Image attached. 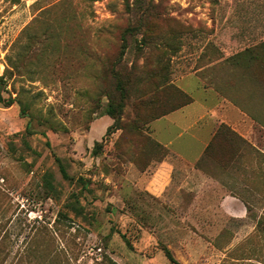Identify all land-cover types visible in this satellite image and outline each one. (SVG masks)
I'll return each mask as SVG.
<instances>
[{
    "label": "rangeland",
    "instance_id": "374dc122",
    "mask_svg": "<svg viewBox=\"0 0 264 264\" xmlns=\"http://www.w3.org/2000/svg\"><path fill=\"white\" fill-rule=\"evenodd\" d=\"M145 8L151 31L121 53ZM262 43L264 0H0V94L21 103L0 104V264H170L163 247L179 264H264ZM112 68L129 97L115 124ZM189 76L255 123L236 133L246 144L209 152V203L143 191L141 172L167 155L147 124ZM224 196L251 211L230 216Z\"/></svg>",
    "mask_w": 264,
    "mask_h": 264
},
{
    "label": "crops",
    "instance_id": "0c3cea01",
    "mask_svg": "<svg viewBox=\"0 0 264 264\" xmlns=\"http://www.w3.org/2000/svg\"><path fill=\"white\" fill-rule=\"evenodd\" d=\"M173 84L189 98V102L147 124V136L167 155L161 162L153 160L141 172L145 177L143 191L158 199H176L184 192H190L194 202L206 197L209 203V193H206L209 171L203 165L209 161L210 141L222 125L247 138L242 131L248 125L252 129L255 123L251 124L240 107L217 91L203 89L193 76L182 78L178 85ZM105 117L100 119L105 120ZM111 124L112 120H107L105 127ZM219 204L224 209L231 205L229 214L232 217L241 218L245 213L243 203L236 198L224 196Z\"/></svg>",
    "mask_w": 264,
    "mask_h": 264
},
{
    "label": "trees",
    "instance_id": "16d2710c",
    "mask_svg": "<svg viewBox=\"0 0 264 264\" xmlns=\"http://www.w3.org/2000/svg\"><path fill=\"white\" fill-rule=\"evenodd\" d=\"M148 10H149L148 8H145V9L135 13V24L127 27L124 30L123 35H122V42L123 43H122V47H121V53H124L126 50V41H127L128 36L140 34L142 37H144L147 32L151 31V27L146 24L147 17H149V15H150ZM259 49L264 50V43L260 44ZM245 52H246V50H245ZM263 58H264V56H263ZM254 60L257 61L258 59L255 58ZM259 61H262V60H259ZM108 73H110V75H113L115 78H117L119 80L117 83V92L119 93V95L116 96L113 94H109V95L107 94L109 97V103L107 105V108L104 111V115L111 117L114 120L113 124H115L117 116L123 112L125 101L129 98L128 94L126 93V89L124 87V81H123V79H127V77H126V75H123L122 73L116 74L115 71L113 70V68L111 70H109ZM163 89H164V86H156L155 89L150 92L149 97H152V96L154 97V95H159V93H161ZM174 91L178 92V94L180 93L177 88H174ZM180 94H182V93H180ZM182 96H183V94H182ZM114 99H118L117 102L114 101ZM188 102H189V98L187 96H184V100L180 104H178L176 106H172L167 110H162L161 112L156 114L151 120L159 118V117L167 114L170 111H173L177 108H180V107L184 106L185 104H187ZM14 103H18L19 105H21V103L19 101H17L16 98L9 97L8 99H4L2 97V95L0 94V104H2L3 106L9 107ZM24 110L25 109L22 108L23 114H25ZM243 111H244V109H243ZM255 116H257V118L264 125V117H263V119H261V117H258V115H255ZM43 123L51 124L50 120L46 119V118L43 120ZM28 127H29V123H27L26 128H28ZM220 139H223V140L237 139L243 145L246 144V142L242 138H240L234 131L229 129L227 126L222 125L217 130V132L215 133V135L213 136L212 140L209 143V152L212 150L214 145L218 144V141ZM156 146L159 147L158 144H156ZM99 147H100V143L96 142L94 144V147H93V151H92L93 154H96L98 152L97 150H99ZM60 170H61L63 178L68 180L69 177H68L66 171L64 170V168L60 167ZM45 184L47 185V187H50V188L52 186L50 181H46ZM238 198L242 201L246 211L250 212L251 207H250L249 203L247 201H245L244 199H242L241 197H238ZM163 252H164L167 260L170 262V264H179L176 261V259L173 258L172 254L170 253V251L167 248L163 247ZM98 264H114V263L110 259L105 257L104 260Z\"/></svg>",
    "mask_w": 264,
    "mask_h": 264
}]
</instances>
